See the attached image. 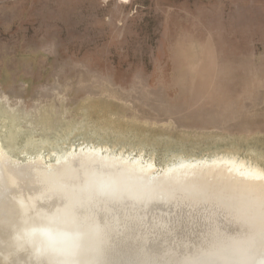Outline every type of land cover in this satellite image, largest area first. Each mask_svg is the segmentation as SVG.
<instances>
[{"label":"rangeland","instance_id":"obj_1","mask_svg":"<svg viewBox=\"0 0 264 264\" xmlns=\"http://www.w3.org/2000/svg\"><path fill=\"white\" fill-rule=\"evenodd\" d=\"M0 142L264 169V0H0Z\"/></svg>","mask_w":264,"mask_h":264},{"label":"bare ground","instance_id":"obj_2","mask_svg":"<svg viewBox=\"0 0 264 264\" xmlns=\"http://www.w3.org/2000/svg\"><path fill=\"white\" fill-rule=\"evenodd\" d=\"M109 151L22 163L0 142V264H264L259 165Z\"/></svg>","mask_w":264,"mask_h":264}]
</instances>
